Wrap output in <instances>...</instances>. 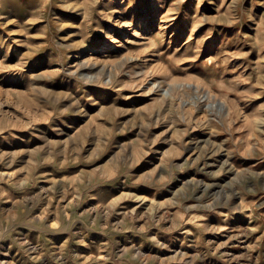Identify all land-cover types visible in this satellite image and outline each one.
<instances>
[{
	"label": "rangeland",
	"instance_id": "374dc122",
	"mask_svg": "<svg viewBox=\"0 0 264 264\" xmlns=\"http://www.w3.org/2000/svg\"><path fill=\"white\" fill-rule=\"evenodd\" d=\"M0 264H264V0H0Z\"/></svg>",
	"mask_w": 264,
	"mask_h": 264
}]
</instances>
